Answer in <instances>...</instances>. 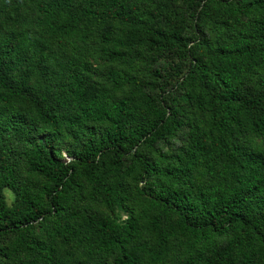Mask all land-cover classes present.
<instances>
[{"label":"trees","instance_id":"obj_1","mask_svg":"<svg viewBox=\"0 0 264 264\" xmlns=\"http://www.w3.org/2000/svg\"><path fill=\"white\" fill-rule=\"evenodd\" d=\"M95 38L102 56L130 69L109 70V87L92 81L81 46ZM163 55L176 72L156 84ZM88 124L103 129L61 161L53 142ZM40 127L48 137L23 156L41 179L20 181L12 149ZM181 132L182 146L150 157ZM252 135L264 136V0H0V240L9 241L0 256L264 264V148L247 145Z\"/></svg>","mask_w":264,"mask_h":264},{"label":"rangeland","instance_id":"obj_2","mask_svg":"<svg viewBox=\"0 0 264 264\" xmlns=\"http://www.w3.org/2000/svg\"><path fill=\"white\" fill-rule=\"evenodd\" d=\"M30 16L33 17L34 15L32 12H30ZM99 44V39L95 38L93 41H89L86 44H81L82 47H84V50L88 52V63L90 65L89 73L91 75L92 81L96 84L109 87L110 81L106 78V75L109 70L112 68L121 69L124 71H129L130 69L126 65H120L111 63L107 58L102 56L100 52L97 50L96 46ZM52 50L55 53V56L58 57V60L61 61L63 54L61 50L56 48L55 44L52 43ZM66 51V50H65ZM148 58V57H145ZM49 70L51 71V77H54L56 75V72L58 71V67L55 65L54 61H49ZM136 67L135 72L141 77L142 81L150 82L152 81V77L147 73V67L143 63V60L141 61L140 58H136V61L132 63ZM146 68V69H145ZM155 69H158L163 76L162 79L155 80L154 83L156 84H162L164 81H168L174 76L175 69L172 67V65L169 63V59H167L166 55H163L159 57L158 62L155 65ZM32 85L37 90H42V86L38 78H33ZM128 87L125 86L124 90L117 94V97L120 98L122 96H125L127 93ZM148 92L152 93V90H148ZM103 126L94 125V124H88L84 128L77 130L75 132L71 131H64L60 137H58L53 142V152L54 154L64 162H69L72 159V155L81 148V145L84 141L87 140L90 132L93 133L95 136H98L100 132L102 131ZM49 135V130L40 127L37 131V133L32 138L31 142H25L22 145L15 146L12 149V155H11V161L14 162L16 166V174L20 181L25 180H32V179H41L36 174H33L29 172L26 168L23 152L30 147L32 144H38V143H44L45 139ZM184 136L185 133L181 132L178 134L177 137L174 139L169 140L167 143H161L157 146L158 150L155 152H152L150 154V157L152 159H159L162 154H165L166 156H169L174 152V150L184 143ZM247 145L251 149H263L264 148V136L262 135H252L246 139ZM2 195L7 203V205H10L13 202V194L9 190H4L2 192ZM85 206H89L90 209L96 212L101 213H107V210L103 205L100 204H92L88 202H84ZM122 218H125V215L122 216ZM36 235L40 240L45 239V233L42 228H39L38 225H36L35 228ZM146 242H153L151 237H148L145 239ZM8 239L5 237L4 239L0 240V247H6L8 243ZM180 251L178 245L176 242H173L171 247L167 251L168 258L172 259L175 258ZM0 264H17L16 259L8 255L6 257L0 256Z\"/></svg>","mask_w":264,"mask_h":264}]
</instances>
